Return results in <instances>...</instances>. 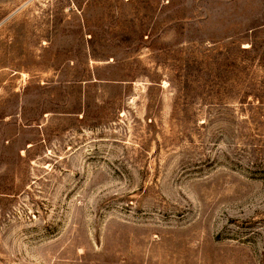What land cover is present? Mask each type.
Wrapping results in <instances>:
<instances>
[{
	"label": "rangeland",
	"instance_id": "1",
	"mask_svg": "<svg viewBox=\"0 0 264 264\" xmlns=\"http://www.w3.org/2000/svg\"><path fill=\"white\" fill-rule=\"evenodd\" d=\"M0 264H264V0H0Z\"/></svg>",
	"mask_w": 264,
	"mask_h": 264
}]
</instances>
